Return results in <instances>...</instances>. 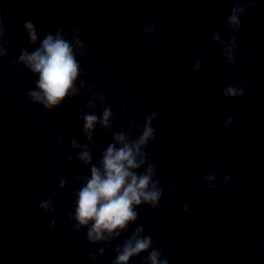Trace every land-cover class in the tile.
Returning a JSON list of instances; mask_svg holds the SVG:
<instances>
[{
	"label": "clouds",
	"instance_id": "clouds-1",
	"mask_svg": "<svg viewBox=\"0 0 264 264\" xmlns=\"http://www.w3.org/2000/svg\"><path fill=\"white\" fill-rule=\"evenodd\" d=\"M167 5L170 0H161ZM256 0H232V8L226 19V26L232 35L225 42L220 30L214 31L210 36L211 43L221 46V57L224 64L234 66L237 63V52L240 60L245 55V50L237 41V34L242 27L241 17L245 16L248 9L254 7ZM5 17L0 14V60L9 55L7 41L5 40ZM38 21L33 18L23 23L29 45L38 47L33 51L21 48L18 57L11 61L12 67L22 65L32 75L38 76L35 87L26 94L27 102L39 104L45 110L51 111L60 107L66 100L76 97H89L86 103L81 102L78 121H82V135L85 143L76 139H69L70 149L76 153V160L84 168H88L90 175L79 173L69 178L60 176L58 188L65 189L70 183L79 184L73 190L74 210L68 214L74 232L86 229V241L92 245H101L95 251L88 253V259L96 261L104 256L109 245L118 240L122 233L128 231L130 225L135 224L139 218V209L149 206L157 211L161 208V199L164 189L155 165L151 162L150 154L146 151L148 145L157 139L156 128L153 122L157 120L158 113L153 111L145 117L143 124L134 120L121 125L118 131L113 132L115 113L112 106L106 103L103 90L105 78L101 77L100 90L95 84L86 86L84 77L88 75L82 69L80 59L89 54V46L81 39V27L78 23L71 26V39L62 28H56L45 34L42 40L37 33ZM155 34L159 37V30L155 23L141 27L139 36L147 37ZM78 57L80 59H78ZM201 61L193 64V72H199ZM78 84V86H77ZM247 83L243 85H229L222 89L224 99H237L245 95ZM211 103H215L212 98ZM97 104L102 106V111L97 114ZM127 107L126 103L120 105L121 110ZM234 121L231 116L223 121V127L230 129ZM103 131L105 136L111 134V142L100 152V159L95 163L93 149L97 148L94 134ZM139 133L133 137V133ZM65 138L57 136L56 142L63 146ZM71 164V152L66 157ZM216 157L213 155L212 162ZM143 169V171H141ZM55 172V169H52ZM231 175L225 174L221 183H231ZM217 174L209 172L202 178H197V186L204 184L210 191H217L220 187L216 183ZM181 184L180 180L169 185L171 194ZM59 195L53 191L45 200L39 202L38 207L46 214L55 215L57 209L54 201ZM182 211L189 212V206L184 205ZM50 227H56V220L52 219ZM112 251L115 258L111 264H129V262L147 253L142 264H170L169 258L153 244L151 234H145L143 224H136L135 229L122 244H116Z\"/></svg>",
	"mask_w": 264,
	"mask_h": 264
}]
</instances>
